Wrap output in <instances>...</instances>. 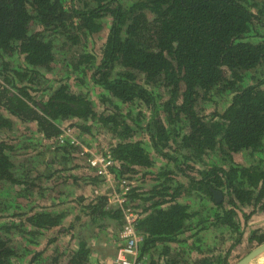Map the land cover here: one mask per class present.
I'll return each instance as SVG.
<instances>
[{"label": "trees", "instance_id": "trees-1", "mask_svg": "<svg viewBox=\"0 0 264 264\" xmlns=\"http://www.w3.org/2000/svg\"><path fill=\"white\" fill-rule=\"evenodd\" d=\"M64 128L110 135L148 264H225L237 211L264 215V0H0V264H91L96 231L103 259L118 247L122 211ZM191 226L217 241L189 250Z\"/></svg>", "mask_w": 264, "mask_h": 264}, {"label": "rangeland", "instance_id": "rangeland-1", "mask_svg": "<svg viewBox=\"0 0 264 264\" xmlns=\"http://www.w3.org/2000/svg\"><path fill=\"white\" fill-rule=\"evenodd\" d=\"M120 1L122 2L124 0H120ZM88 42H89L88 44H90V46L94 47V49H96V50H98V48L101 46L100 45L101 44V39H99L97 36H94L91 40H88ZM90 98L93 101L94 105L96 106V109L99 110L101 108V106L97 102L96 95L95 94L94 95H90ZM218 102L219 103L217 104V110L219 112H221L224 109V107H225V103H224V101H218ZM15 127H16L15 131H13L11 134L15 135L17 132L25 133V129H27L26 125H18V126H15ZM180 127L183 130L185 128L181 124H180ZM74 131H75V134H76L79 142L82 145H87V148L89 149V152L93 151L94 153H99L101 151L103 152L104 150H106V151L109 150L110 151V145H111V141L110 140H111V137H110V135L108 133H106V132H104L102 130H99V129L92 130L90 135H86V133L81 132L78 129H75ZM28 143H31L32 145H35L33 140H28L26 145ZM37 149H39V148H37ZM29 150H30L29 154L34 152V150H31V147H29ZM40 150L41 149L35 150V151H40ZM75 152H76V155L78 156V158L82 159L83 161H86L85 156L81 155L79 151L76 150ZM22 153H23V151H18L17 152V156L20 157L22 155ZM35 154H34V156H36ZM15 160L17 161V158ZM234 160H235L236 163H241V164L244 163V159L241 156H235ZM85 164L87 165V163H85ZM74 166H75V164H72V165L70 164L68 168H71V167H74ZM88 169L89 170H87L86 174L90 171V168H88ZM66 174L67 173H64V175H66ZM56 175H58V174H56ZM69 175H67V176H69ZM72 175H76L78 177L81 176V174L79 173V170H76L75 173H73ZM194 175H197V174L194 173ZM179 179H180V181L182 183H186V180L183 181V179H181V178H179ZM101 185H102V181H101ZM6 189H7V187H6ZM97 189H100V188H97ZM9 190H11V189H7V190L3 189V191H6V192L9 191ZM66 190L68 191L69 189L66 188ZM67 191H65V193H68ZM103 194H104L103 190L101 189V195H103ZM75 196H76V191H74V197ZM193 198H192V200H193ZM196 201H200V199L196 200ZM133 205H134V203H133ZM206 205H207V203H204V201H201L195 207L192 208V211H194V210H196L199 207L198 209L200 211H199V215L197 217L198 218L197 221L198 220L205 221L206 223L210 222V220H211V212L207 211ZM110 206L113 207L112 205H110ZM138 211H139V209H138ZM247 211H248L247 208H243L242 212L237 211L238 213H237L236 219H239V221L241 223V226H242L241 230H242V235H243L242 238H241L242 240H241L240 244L235 249L234 248L231 249L229 251V255L226 256L225 255V250L227 248L226 241H223V240L220 239V244L218 245L217 248L213 249V253L211 254L213 256V258L217 259L219 257L220 258L223 257V258H225V264H235L241 258L246 256L248 253L252 252L253 250H255L256 248L259 247V245H256L255 243H253V244L248 243L247 239H248V236H249L250 232H254L256 230L264 231V215H254L246 223L244 221L242 213H246ZM204 217H209V219L206 221ZM91 229H93V228H88V234H91V232L89 231ZM199 229H200V227H198V226L196 228L191 226V230L190 231H192V232H190V234L188 235V237H190V238H188V240L183 244L187 248H189V250L192 249L191 247H193L192 246L193 244L202 247V243H205V246H206V245H211L212 242H216L217 241L215 236L213 238V236L211 234H209V233H207L205 231H199ZM84 230L86 231V228ZM93 233H95V235H93V237H91V239H89V240H90V243H91L93 249L96 251V253L92 254V257L98 258V260H103L104 261V259L102 258L101 252H103V254H104V252H107V251H97L94 248V245L99 242V239H98V237H99L101 239V242H103L102 244L103 245L105 244L102 247L106 248L107 247V245H106V243H107L106 235H107L108 231H106V233L105 232H100V231L99 232L96 231V232H93ZM206 239H208V240H206ZM116 240H117V238H116ZM117 243L119 244L118 240H117ZM210 248H211V246H210ZM107 249L108 248H106V250ZM202 249L204 251H206L204 249V247ZM106 255H110V252H107ZM263 262H264V253L259 255L257 258L253 259L250 264H262Z\"/></svg>", "mask_w": 264, "mask_h": 264}, {"label": "built area", "instance_id": "built-area-1", "mask_svg": "<svg viewBox=\"0 0 264 264\" xmlns=\"http://www.w3.org/2000/svg\"><path fill=\"white\" fill-rule=\"evenodd\" d=\"M65 139L81 155L85 156L87 166L102 181L100 189H96L94 193L101 195V189L103 193L108 190V205L119 207L124 216V223L117 236L119 244L110 264H148V258L140 251L142 238L136 234L135 229V225L140 219L139 211L134 208L133 203H129L125 198L133 188V182L127 180L118 182L114 179L112 169L115 166V161L109 150L99 153L89 152L87 145H82L79 142L74 129L71 128H64L62 135L59 136L60 143H63Z\"/></svg>", "mask_w": 264, "mask_h": 264}, {"label": "water", "instance_id": "water-1", "mask_svg": "<svg viewBox=\"0 0 264 264\" xmlns=\"http://www.w3.org/2000/svg\"><path fill=\"white\" fill-rule=\"evenodd\" d=\"M213 194H214V197H215L216 201H220L221 200L220 193L213 192ZM263 253H264V243L261 244L258 248H256L252 252H250L247 256H245L244 258H242L236 264H250L253 259L257 258L259 255H261Z\"/></svg>", "mask_w": 264, "mask_h": 264}, {"label": "crops", "instance_id": "crops-1", "mask_svg": "<svg viewBox=\"0 0 264 264\" xmlns=\"http://www.w3.org/2000/svg\"><path fill=\"white\" fill-rule=\"evenodd\" d=\"M118 233L119 232H117L116 233V235L118 236ZM98 237V236H97ZM117 238V237H116ZM98 239H99V242L97 243V244H95L94 245V248L97 250V251H103L104 250V248L102 247V246H104L102 243L103 242H101V239L98 237ZM105 242V241H104ZM110 243H111V240L109 239V238H107V243H106V245H107V247L106 248H108L109 247V245H110ZM107 251V250H106ZM108 252V251H107ZM114 255H115V252L113 253V255H112V257H109V258H104V261L103 260H98V258H94V257H90V262H91V264L92 263H95V262H97V263H99V264H110V262H111V259L114 257Z\"/></svg>", "mask_w": 264, "mask_h": 264}, {"label": "flooded vegetation", "instance_id": "flooded-vegetation-1", "mask_svg": "<svg viewBox=\"0 0 264 264\" xmlns=\"http://www.w3.org/2000/svg\"><path fill=\"white\" fill-rule=\"evenodd\" d=\"M244 208H247L248 211H247L246 213H242L243 218H244V215H245V214L248 215V214L250 213V209H249L248 207H244ZM242 209H243V208H242ZM239 212H242V210L239 211ZM237 213H238V212H237ZM253 216H254V215H253ZM253 216H251L250 218H252ZM250 218H249V219H250ZM249 219L246 220V219L244 218V221L247 223V222L249 221ZM236 221H237V223L240 225V232H241V234H242V230H241V227H242V226H241V223H240L239 219H236ZM261 232H264V231H262V230H256V233H259V234H260ZM251 233H252V232L249 233V236H248L247 242L250 243V244L255 243L256 245H258L255 241H250ZM242 236H243V235H242ZM242 236L240 237V242H241V240H242V239H241ZM240 242H239V244H240ZM239 244H237V245L234 246L233 248L235 249ZM260 245H261V244H260ZM260 245H259V246H260ZM233 248H232V249H233ZM248 254H249V253H248ZM248 254H247V255H248ZM247 255H246V256H247ZM244 257H245V256H244ZM244 257H243V258H244ZM241 259H242V258H241ZM241 259H240V260H241ZM240 260H239V261H240ZM239 261H238V262H239ZM238 262H237V263H238ZM235 264H236V263H235Z\"/></svg>", "mask_w": 264, "mask_h": 264}, {"label": "bare ground", "instance_id": "bare-ground-1", "mask_svg": "<svg viewBox=\"0 0 264 264\" xmlns=\"http://www.w3.org/2000/svg\"><path fill=\"white\" fill-rule=\"evenodd\" d=\"M262 264H264V262Z\"/></svg>", "mask_w": 264, "mask_h": 264}]
</instances>
